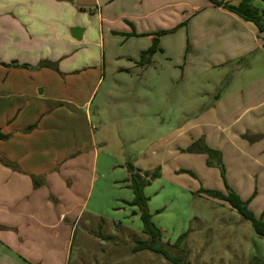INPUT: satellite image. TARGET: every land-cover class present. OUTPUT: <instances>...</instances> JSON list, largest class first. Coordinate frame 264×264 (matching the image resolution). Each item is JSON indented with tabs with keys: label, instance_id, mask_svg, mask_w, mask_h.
Listing matches in <instances>:
<instances>
[{
	"label": "crops",
	"instance_id": "crops-1",
	"mask_svg": "<svg viewBox=\"0 0 264 264\" xmlns=\"http://www.w3.org/2000/svg\"><path fill=\"white\" fill-rule=\"evenodd\" d=\"M202 21L244 33L248 40L234 41L237 47L229 51L227 37L214 42L205 37L207 45L221 49L215 58L223 57L225 65L251 56L254 48L264 56V32L207 0H0V63L11 65L0 66V132L10 135L0 140V264H66L75 225L90 204L91 186L85 188L84 177L100 174L98 147L111 143L96 138L92 121L125 123L129 129L120 142L134 143L146 137L136 129L143 127L141 113L148 118L158 112L133 107L130 95L134 101L173 92L178 81L197 76L201 86H210L206 73L212 66L194 52L181 58L175 49L181 26L197 29ZM175 28L177 33L158 39L159 51L142 56L156 33ZM216 33L213 29L212 37ZM187 38L194 48V37ZM166 40L171 41L167 49ZM40 64H53L57 71ZM113 94L126 102L112 111L105 104ZM204 94L195 109L201 112L145 149L150 157L160 152L161 161L172 159L198 139L200 130L207 147L220 154L226 184L248 201L250 211L256 200L252 192L264 189V75L230 95L215 96L211 106L205 105L210 94ZM28 127L33 129L24 133ZM102 156L104 175L124 169L110 155ZM247 159L253 164L244 170L241 161ZM212 168L222 179L218 167ZM126 178L113 182L130 195L114 196L111 214L129 226L132 207L124 203L133 194ZM212 191L225 194L224 183ZM253 215L258 218L264 210ZM250 239L245 264L264 261V240L254 231Z\"/></svg>",
	"mask_w": 264,
	"mask_h": 264
},
{
	"label": "rangeland",
	"instance_id": "rangeland-1",
	"mask_svg": "<svg viewBox=\"0 0 264 264\" xmlns=\"http://www.w3.org/2000/svg\"><path fill=\"white\" fill-rule=\"evenodd\" d=\"M227 1L237 5L241 0ZM252 3L259 9L263 7L260 0H253ZM185 25L181 26L183 31L180 32L175 49L180 53L181 58L194 52L195 57L205 61L203 64L212 66L206 73V76L209 74L211 77L210 86H201L202 80L197 76L178 81L172 89L173 92L166 89L165 94L156 92L152 96H137L134 101L130 95L133 107L135 105L140 109L158 112L155 116L148 118L141 113L142 122L138 120L137 123L143 124V127L136 129L144 131L146 137L134 143L120 142V137L123 138L129 129L125 123L115 122L111 126L105 119L92 121L93 127H97L94 131L96 138L103 137L111 143L103 148L98 147L100 174L84 177L85 188L91 186L90 204L84 209L75 225L74 234L67 248L66 264H171L163 256L147 250L133 252L136 245L148 240L141 231L136 208H131L132 222L129 226L123 222H116L112 217L111 207L114 196L128 197L130 195V191L118 190L113 186L114 181L127 177L124 170L127 163L141 172L156 171L158 173V178L145 188V195L147 194L146 196L150 199L147 204L149 213L152 215L153 223L161 232V239L157 241V246L165 249L171 256L181 259L184 264L246 263L247 248L252 242L251 224L227 204L219 203L217 199L200 193L201 189L215 190L217 184H223L222 179L217 176V170L206 164L205 154L194 150L189 151L195 147L194 144L207 147L201 131L199 130L198 139L184 150H180V155L166 161L159 159L160 152L150 157L145 149L151 141L168 136L176 126L187 122L192 116L201 112L202 108L195 109L201 105L198 102L205 97L204 92L210 94L206 98L205 105L211 106L215 102V96H223L225 92L230 95L237 88L247 86L264 75V56L256 48L251 56L244 57L229 66L225 65V59L221 60L223 57L215 58L221 51L217 45L212 43L210 47L206 44L205 37L211 42H214L217 36L218 38L227 37V42L232 45L229 51H233L234 47H237L234 41L241 39L248 41L244 33H232L229 29L225 30L216 24L205 26L204 21L196 23L197 29L187 30ZM213 29L218 32L214 37H212ZM178 30L179 28L170 30V33L163 36L175 34ZM189 35L194 37L191 43L194 48H191L188 43ZM233 37L235 40L232 39ZM170 42L169 40L164 42L166 49ZM157 51H159V41ZM181 70L179 68L182 77ZM194 71L195 69L192 70ZM123 102H126L124 97L118 98L113 94L107 99L105 107L113 111L114 106ZM160 111L161 115H159ZM177 115L178 118H176ZM103 117H107L106 112ZM162 119L165 120L163 125ZM183 140L184 137L181 136V146L184 144ZM149 151L152 152V148H149ZM105 154L110 155L117 164L123 165L124 169L122 171L116 169L104 175L106 167L103 164L107 163V160L101 158H105L102 156ZM146 155L148 157H145ZM226 164L232 171L231 160L228 157H226ZM251 164L253 161L250 159L241 161L244 170H249ZM262 188L260 191L252 192V199L256 200L249 209L254 214L259 209L264 210L262 208L264 207V189ZM183 233L186 234L183 244L173 247Z\"/></svg>",
	"mask_w": 264,
	"mask_h": 264
},
{
	"label": "trees",
	"instance_id": "trees-1",
	"mask_svg": "<svg viewBox=\"0 0 264 264\" xmlns=\"http://www.w3.org/2000/svg\"><path fill=\"white\" fill-rule=\"evenodd\" d=\"M215 7L223 8L230 13L234 14L241 20L249 22L255 26L258 33L264 32V9L260 10L259 8L253 6V0H241L237 5H232L224 3L223 0H207ZM264 5V0H260ZM170 32L162 31L155 34L153 39L152 47L142 54V56H150L156 51L158 39ZM0 66L10 67L11 65H5L0 63ZM18 67V66H15ZM40 68H52L54 71H57L55 65L53 64H40ZM33 127H28L24 130V133L32 130ZM10 135H4L0 132V140L6 141L9 140ZM194 148L190 149L195 152L205 154L207 156L206 164L208 166H217L220 170V176L224 183V188L226 193L223 194L218 191L204 190L201 189L200 193L204 194L207 197L217 199L219 201L227 203L231 209L235 210L244 220L248 221L256 236L264 240V215H261L258 218H255L252 212L247 208L248 201H242L239 196L226 184L224 178V171L222 168V163L220 159V154L217 151H213L206 146L199 147L197 144H194ZM127 172L126 182H129L128 188L133 194V199L130 202H125L124 204L129 207H135L138 212V216L142 226V233L148 237L147 241L140 242L135 246L133 252H138L142 250L150 251L154 254H159L171 264H184L181 259L171 256L165 249L157 246V241L161 239V232L155 226L152 221V215L148 210L149 198L145 195L144 190L146 187L150 186L151 182L158 178V173L156 171L152 173L141 172L138 169H135L131 164L127 163L125 166ZM186 234H181L178 239L175 241L173 247H179L182 242L185 240ZM248 264H264L263 260L253 259Z\"/></svg>",
	"mask_w": 264,
	"mask_h": 264
},
{
	"label": "water",
	"instance_id": "water-1",
	"mask_svg": "<svg viewBox=\"0 0 264 264\" xmlns=\"http://www.w3.org/2000/svg\"><path fill=\"white\" fill-rule=\"evenodd\" d=\"M76 31H77L76 29L73 30V32H76Z\"/></svg>",
	"mask_w": 264,
	"mask_h": 264
}]
</instances>
